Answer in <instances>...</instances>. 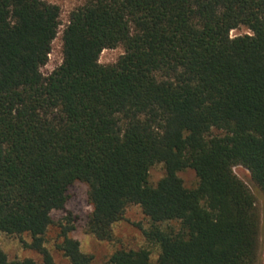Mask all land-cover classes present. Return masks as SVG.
Here are the masks:
<instances>
[{
    "label": "trees",
    "instance_id": "16d2710c",
    "mask_svg": "<svg viewBox=\"0 0 264 264\" xmlns=\"http://www.w3.org/2000/svg\"><path fill=\"white\" fill-rule=\"evenodd\" d=\"M70 13L62 62L44 75L60 7L0 0V233L30 234L25 245L58 264L52 214L81 181L88 233L111 240L137 204L160 248L155 262L150 249H118L110 264H258L262 216L235 168L264 193V0H86ZM119 46L116 63L100 62ZM157 163L166 173L151 185ZM66 220L55 248L66 264H94ZM0 264L39 263L0 245Z\"/></svg>",
    "mask_w": 264,
    "mask_h": 264
},
{
    "label": "rangeland",
    "instance_id": "374dc122",
    "mask_svg": "<svg viewBox=\"0 0 264 264\" xmlns=\"http://www.w3.org/2000/svg\"><path fill=\"white\" fill-rule=\"evenodd\" d=\"M57 4L61 9V25L60 32L53 42L52 51L49 55L48 63L42 67L44 75H49L62 62V33L70 19V12L79 6H82L86 0H46ZM248 32L246 27H240L231 32L232 35L244 34ZM124 53L122 46L105 49L101 53L100 62L103 64H113ZM213 134H221L218 129L212 130ZM236 173L251 187L253 193L257 197V206L262 216V252L261 259L258 264H264V193L253 184L249 171L243 166L235 168ZM166 169L163 163H157L151 166L149 171V183L156 185L161 178L165 176ZM184 185L187 188H195L199 183V178L192 168H186L179 172ZM88 185L84 182L77 181L70 186L69 199L66 206L62 210L53 212L54 224L49 229L47 247L53 254L58 264H66L67 259L56 248L55 242L58 239L60 221H67L66 218L71 216L74 219L75 229L70 233L71 236L77 238L82 250L93 255L94 264H110V256L118 249H150L152 261H156L160 248L158 245L148 242L144 229H148L151 225L149 218L143 213L142 208L137 204L129 205L126 209L122 220L114 224V236L111 240H99L93 234L88 233L87 221L92 206L88 200ZM167 226V223L162 225ZM32 237L28 233L22 235H13L5 232L0 233V245L8 255L10 260H24L32 258L39 264H43V258L40 253L29 248L25 242H31Z\"/></svg>",
    "mask_w": 264,
    "mask_h": 264
}]
</instances>
